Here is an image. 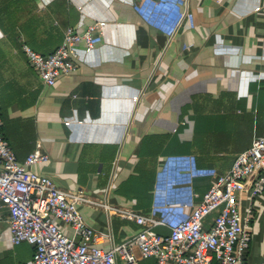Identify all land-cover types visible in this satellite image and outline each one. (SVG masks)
Listing matches in <instances>:
<instances>
[{
  "label": "crops",
  "instance_id": "obj_1",
  "mask_svg": "<svg viewBox=\"0 0 264 264\" xmlns=\"http://www.w3.org/2000/svg\"><path fill=\"white\" fill-rule=\"evenodd\" d=\"M94 20L103 24L94 48L78 44L76 70L43 84L22 45L51 54L66 27ZM0 117L19 162L46 154L29 169L68 192L152 214L161 221L153 230L167 235L264 133V0H0ZM240 202L242 217L252 210L244 264H258L264 188ZM77 207L104 250L142 229ZM7 217L0 202V264L28 263L33 247L11 244Z\"/></svg>",
  "mask_w": 264,
  "mask_h": 264
},
{
  "label": "built area",
  "instance_id": "obj_2",
  "mask_svg": "<svg viewBox=\"0 0 264 264\" xmlns=\"http://www.w3.org/2000/svg\"><path fill=\"white\" fill-rule=\"evenodd\" d=\"M103 24L94 20L83 31L66 27L59 46L48 55L22 50L39 79L53 85L61 75L77 68V46L93 49L94 37L103 33ZM0 117V202L6 208L12 245L25 242L33 247L25 264H136L153 257L156 264H244L249 248L251 207L242 217L241 196L255 197L264 188V133L238 153L231 167L216 176L207 190L190 202V212L170 227L167 235L153 227L161 224L154 215L139 214L129 206H111L60 188L49 176L29 169L48 160L46 154L31 152L19 162L2 132ZM109 187V186H108ZM87 203L132 220L142 227L125 242L104 250L97 246V234L84 220L77 205ZM217 212L211 226L205 219ZM66 224L67 236L56 225ZM258 264H264V258Z\"/></svg>",
  "mask_w": 264,
  "mask_h": 264
}]
</instances>
